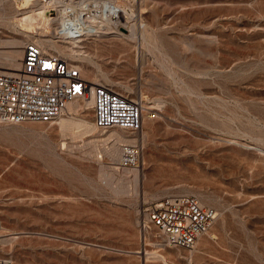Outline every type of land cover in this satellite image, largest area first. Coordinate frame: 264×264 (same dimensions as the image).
I'll list each match as a JSON object with an SVG mask.
<instances>
[{"label":"rangeland","instance_id":"374dc122","mask_svg":"<svg viewBox=\"0 0 264 264\" xmlns=\"http://www.w3.org/2000/svg\"><path fill=\"white\" fill-rule=\"evenodd\" d=\"M84 1L116 6L125 35L137 26L135 41L89 36L74 49L87 79L98 66L99 83L143 101L132 142L141 162L119 166L126 143L119 158L107 152L121 144L104 139L111 130L134 133L98 128L93 104L62 115L85 118L96 126L88 131L60 127L59 118L0 123V256L8 264H264V0ZM26 7L0 0V50L15 36L36 40L19 24ZM49 14L57 18L58 8ZM178 193L219 212L205 246L207 233L193 250L168 245L155 227L144 233L145 207Z\"/></svg>","mask_w":264,"mask_h":264},{"label":"built area","instance_id":"2783aa9c","mask_svg":"<svg viewBox=\"0 0 264 264\" xmlns=\"http://www.w3.org/2000/svg\"><path fill=\"white\" fill-rule=\"evenodd\" d=\"M82 99L93 100L94 123L100 129L138 133L143 127L141 99L91 83L75 62L46 52L35 42L25 46L20 67L0 65V123L55 122L69 103ZM141 153L139 142L124 144L119 166L139 167ZM218 217L215 208L202 205L196 196L178 193L145 207L141 226L144 233L155 227L170 246L193 249ZM0 264L8 261L0 256Z\"/></svg>","mask_w":264,"mask_h":264},{"label":"bare ground","instance_id":"6f19581e","mask_svg":"<svg viewBox=\"0 0 264 264\" xmlns=\"http://www.w3.org/2000/svg\"><path fill=\"white\" fill-rule=\"evenodd\" d=\"M25 2L27 4L26 7L27 9H25L24 12L22 13V17H20L19 24L20 26L23 27L24 31L22 33L26 34V38H32V39L36 38V40L35 41L29 40L28 42L25 40V38H20L15 36L8 41V44H10V48L8 50L7 49L0 50V64H7L9 68L20 67L21 65L20 60H22L21 57H23L22 53L24 54L21 47L25 41H26V45L31 42H35L43 50L49 53L51 52L48 51V48L53 51H56L57 52L56 55H59L64 59L67 57L72 58L74 61L77 62L76 64L81 68L83 72L85 70L84 66L81 64L83 62V57L80 56L81 54L78 52L77 49H74L79 47L75 43L76 41L77 42L80 41L79 39H81L82 37L90 36L93 37L95 40H99V41L119 40L123 42L125 41L124 43H127L129 41H135L139 38V33L137 31V26H135V24L131 26V33L129 35H125L123 32L120 31V25H122V21L118 13V8L116 6H113L110 2L108 3L106 2L102 4L101 3L89 4L84 0L79 2L78 0L77 1L76 0H46V3L43 4H41V1L38 0H25ZM55 6L58 8L57 18H53L49 14V10H51V7H55ZM54 20L58 21L59 25L54 26L51 35H53V37L55 35V36H62L64 37V39L67 38V40H70V43L73 44L72 46L64 44L66 42L68 43V41H63V43H58V41L54 40V38L51 35L49 37L46 36L49 35L47 29L52 27V21ZM35 24L40 27H43V29H46V31H42L40 33H38V31L35 32L34 30L29 31V28H33ZM43 32H46V34H43ZM142 38L144 39L145 42L148 39L146 29L142 31ZM94 66L91 68H87V73L91 77L88 80L94 84H102L99 83V79H98L99 76L98 73L100 69L98 66H96V68ZM123 86L128 90L133 89L132 87L127 85H123ZM92 104H93L92 99L73 101L69 103L67 111H76L79 113H85V111H87V109H89V107ZM143 107L145 109L144 103H143ZM143 118H144V111H143ZM59 119H60L59 123L61 124L60 127L81 124V126L82 125L85 126V129L87 128L86 129L87 131L94 129L96 127L93 123L87 121L85 118L74 120L70 115L68 117H64L61 115ZM73 129L74 128L71 127V130ZM64 130H66V127ZM139 135L141 137V134ZM139 135L138 133L126 134L123 132H119L118 130H111V132L104 139L115 136L117 141H119L121 144H114L113 147L112 148L110 147L107 152H109L111 156L119 158V155L121 154L120 146L124 143H132L137 141ZM138 176L139 174L135 173L136 179H138ZM116 189L119 192L125 191L124 183L119 182L116 186ZM0 228H2L1 223H0ZM211 236L212 233L208 231L205 239L199 242V247L205 246L209 242L208 238H211ZM194 248H196V245ZM161 258L165 262V257L161 255Z\"/></svg>","mask_w":264,"mask_h":264}]
</instances>
